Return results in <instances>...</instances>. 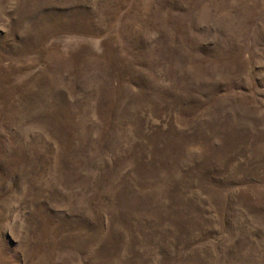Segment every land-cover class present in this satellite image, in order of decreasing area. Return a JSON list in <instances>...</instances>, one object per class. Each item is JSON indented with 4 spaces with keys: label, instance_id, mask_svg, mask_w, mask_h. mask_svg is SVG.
I'll use <instances>...</instances> for the list:
<instances>
[{
    "label": "rangeland",
    "instance_id": "374dc122",
    "mask_svg": "<svg viewBox=\"0 0 264 264\" xmlns=\"http://www.w3.org/2000/svg\"><path fill=\"white\" fill-rule=\"evenodd\" d=\"M0 264H264V0H0Z\"/></svg>",
    "mask_w": 264,
    "mask_h": 264
}]
</instances>
